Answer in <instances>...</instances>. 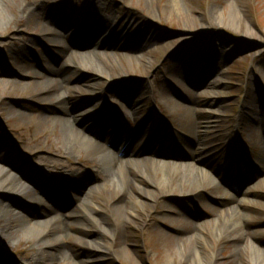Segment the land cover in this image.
<instances>
[{
	"label": "rangeland",
	"instance_id": "obj_1",
	"mask_svg": "<svg viewBox=\"0 0 264 264\" xmlns=\"http://www.w3.org/2000/svg\"><path fill=\"white\" fill-rule=\"evenodd\" d=\"M20 1L27 0L3 1L12 20L7 25L0 23V81H6V85L0 83V160L6 170L20 175L38 195L33 199L24 192L14 195L5 192L0 196L4 198L0 199V252L14 264H27L39 248L33 236L17 240L9 234L1 204L22 216L37 213L44 214L45 219L55 212L67 215L73 209L83 211L78 207V199L83 196L72 191L79 185L63 179L74 171L81 172L89 182L96 180L99 174L96 171L107 176L97 191L96 203L102 209L131 201L127 199L128 193L111 190L106 172L108 164L100 163L95 155H87L84 144L77 142L80 150L72 151L70 144L65 143L61 121L56 118L59 107L55 102L57 95L64 94V89L54 88L40 94L37 83L44 77L36 78L31 74L37 70L46 76L45 69L50 63L68 59L71 51L61 54L54 44L42 38L34 39L31 47H27L26 43L38 29L30 24L20 27L21 23L25 24L18 21L15 8ZM234 1L242 15L235 27L226 22L228 0H179L181 12L171 15L166 10L170 0H119L110 5L109 16L122 20L123 27H116L107 35L102 32L101 37L109 38L108 44L118 40L125 48L110 51L117 56L122 74L113 71L110 80L100 77L94 88L97 95L91 97V88L86 83L92 80V74L75 60L71 62L70 84L80 88L70 87L64 94L68 112L77 114V126L89 129L97 140L107 139L104 130L114 118L127 130L123 139L127 140L128 150L138 155L160 153V156L175 158L202 155V168L209 171L217 182L213 183L218 185L200 186L193 192L190 187H181L182 183L175 193L158 197L144 213L137 210L141 220L136 225L127 224L119 238L127 248L124 258L113 251L115 245L108 236L99 239V250L90 251L76 235L90 238L95 229L71 224L66 227L62 241L50 247L52 263L43 264L64 261L71 264L68 258L77 264H164L166 254L172 255L169 264H190L173 252L174 248L185 249L186 241L183 246L179 239L189 235L170 233L168 225L183 227L196 221H217L222 212L240 202L241 219L238 218L239 227L235 230L238 234L232 233L237 235L238 241L210 238L199 248L206 255L219 252L216 264H252L247 250L240 249L238 257L232 253L237 245L250 241L264 250V0ZM72 10L80 14V19L86 14V19L92 22L104 13L95 6V0L94 3L93 0L81 1L66 13ZM75 26L71 25L66 33L84 36V42L93 36L84 30L75 31ZM143 28L155 33L146 44ZM91 46L72 51L83 52ZM129 47H141L137 54L148 63L130 62V53L126 51ZM41 55L44 62L39 61ZM215 80L218 86L209 87ZM133 101L136 112L131 111ZM116 112L122 115L117 117ZM130 141L135 149L131 148ZM207 146H212L213 150L208 152ZM113 148L117 149L118 145L114 143ZM61 181L72 189L63 193L58 183ZM140 184L145 185L143 181ZM92 185H85V191ZM7 197L17 201L20 209L12 208ZM65 215L54 226L52 223L47 226L48 236L68 219ZM87 218L82 215L81 223H88ZM209 229L206 226V232ZM196 238L189 242L195 243Z\"/></svg>",
	"mask_w": 264,
	"mask_h": 264
},
{
	"label": "bare ground",
	"instance_id": "obj_2",
	"mask_svg": "<svg viewBox=\"0 0 264 264\" xmlns=\"http://www.w3.org/2000/svg\"><path fill=\"white\" fill-rule=\"evenodd\" d=\"M3 1L5 0H0V23L7 25L12 20V14H8L9 11L7 12L3 5ZM81 1L87 3L91 0H27L18 2L15 7L17 9L18 21L22 20L25 22V24L21 23V28L25 27L26 24H30L38 29V33L33 36V39H30L26 43L27 47H31L32 42L34 43L36 39L42 38L54 44L55 48L59 49L61 54H64L67 50L71 51L68 59H57V61L50 63L51 66L45 69L47 75L43 76L44 79L37 83V87H39L38 92H40V94H46L54 88L57 90L63 88L64 94L68 92L70 87L74 89L80 88L78 85L72 86V84H70L73 71L71 70L72 68L69 67L72 66L71 62L74 60L83 70L90 72L93 76L92 80L86 83V85L91 88V97L97 95L95 94L94 88L97 86L100 77L110 80L113 71H116L117 74H122L117 65L119 61L117 56H115V58L114 54H111L110 51H122L125 48L120 46L118 40L108 44L100 39L101 32L109 34L114 31L116 27L120 29L123 27L122 20L116 21L109 16L111 15L110 11H112L110 5L119 2V0H95V6L101 11H104V13L99 15L94 22H92V20H87L86 14H83V18L80 20L79 13H74L73 10L70 14L66 13L67 9L70 11L75 4ZM170 1V5L166 8V10L169 11V15L173 12H181L179 0ZM226 20L232 27L237 26L242 20V15L236 10L234 0H228V14ZM79 21H82V23ZM74 23H76V27L83 28L86 34H93L90 40H88V43L93 45L91 46L93 48L79 53L72 51L80 50L83 46L88 47L89 45L84 42V36L77 35L71 38L70 35L66 34V31ZM142 31L146 33L145 40H143L145 43H148L154 37L153 35L155 33L150 28H143ZM94 37L96 38L94 39ZM77 38H79V40ZM141 50V47L127 48L126 51L130 53L128 54V60L137 65H139V63H148L147 59L137 54L141 52ZM132 52L134 53L133 55L131 54ZM121 55L124 56V54ZM39 61L44 62V56L42 57L41 55ZM39 61L37 64L40 65ZM23 71L27 70L23 69ZM31 75L36 78L42 77V74L37 70H33ZM22 77L29 76L23 75ZM0 83L6 85V81L3 79ZM218 84V81L215 80V82L209 83L208 86L215 87L218 86ZM64 94L57 95L55 102L59 106V112L56 114V118L61 121L60 130L64 136L63 139L65 143L68 142L70 144L69 148L72 151L76 149L80 150V147L77 145L78 143H81V145L84 144V146H82L87 155H95L100 163L104 161L106 165L108 164L106 172L109 174L108 183L110 184L111 190L115 191L118 189L121 193H128L126 196L131 203L127 204L125 202H120L108 209H102L101 205L96 203L98 202V198L94 199L98 195L97 191L100 188V184L94 185L84 193L85 195L81 200L80 210L83 211L78 212L72 210L70 214L65 215L68 219H65L57 229H54L56 233L54 232L53 235L50 236H48L46 230L47 226H49L50 223L54 226L63 216L54 214L48 217L49 219H45L44 214L29 213L26 216H22L18 212H12L8 205L1 204L5 213L6 229L9 231V234L16 237L17 240L18 238L21 240L33 236L36 246L39 248L37 255L30 258L27 264L30 262L36 264H43L45 262L52 263V254L49 253L50 247L62 241L61 237L65 232V228L71 224L80 225L82 229L88 226L95 229V234L90 235V238L79 234L76 235V239L90 251H95L94 248L99 250V239L102 236H108L112 239L110 242L115 245V248H112L113 251L116 255L124 258L127 255V248L121 244L119 238L124 234L127 224L136 225L141 220L137 210H139L140 213H144L147 207H151L155 204L158 197L175 193L178 190V185L182 183L183 185L181 187H190L194 190L193 192L198 191L200 186L208 188L211 186L213 187V185H218L213 183L216 181L209 172L201 168L200 165H202L203 160L200 159H202V155L198 156L196 153L192 154L184 158L185 160H183V162L180 160L170 161L166 160V157L158 158L156 155L152 156L147 154L139 157H137L136 154H129L127 156V148L125 147L122 149L124 147L123 138L126 135L124 130L119 131L118 135H115V138H108L106 140L107 142H104V139L97 142L91 138L89 130L77 126L79 117L77 114L68 112ZM137 110L135 101H133L131 103V111L136 112ZM202 132L204 133L205 131L202 130ZM114 143L118 145L117 149L113 148ZM2 163L3 162L0 160V196L5 192L13 195L14 193L24 192L29 195L31 199H33L35 195H38L20 175L6 170L5 165ZM97 172H99L100 175L98 174L96 179L105 182L107 176L102 174L101 171ZM64 178H68L71 181H75L76 179L82 181L85 179L83 174L79 171L69 172ZM140 181H143L145 185H141ZM3 197L5 196L3 195ZM6 199H9V205L12 208L20 209L17 201L8 197ZM241 205V202L232 205L230 210L222 212L219 215L217 221H212L210 223L197 222L195 225L191 224L189 226L186 224L183 227H176L172 223L168 225L170 233H176L181 236L189 235L183 238V240L179 239L183 246L185 245L184 241H186L187 246H185V249L183 250L182 247L180 249L174 248V254H179L178 257L180 260L189 261L190 264L218 263L220 259L219 252H212L206 255L200 250L199 245L201 243L207 244L210 238L215 241H218L221 237H223V239L232 238L238 241V238L235 237L237 235L233 236L232 233L238 234L235 230L239 227L238 218L241 219V212L239 210ZM22 212L24 211L22 210ZM82 215L88 216V223H81L83 221ZM109 218L113 221L109 222V220H107ZM220 219H222L221 222ZM206 226L210 228L208 232H206ZM192 237H197L196 239L198 241L190 243L189 241L193 239ZM176 241L179 243L178 239ZM240 249H242V251H248V258L252 264H264V250H260L253 242L250 241L242 246L237 245V248H234L232 251L233 255H237L238 257V251ZM109 251L113 252L112 250ZM164 257V264H169L172 261V255L168 256L166 254ZM67 262L77 264V261L72 258H68ZM6 263L14 264L11 260L4 259L2 252H0V264ZM62 264H66L65 261Z\"/></svg>",
	"mask_w": 264,
	"mask_h": 264
}]
</instances>
